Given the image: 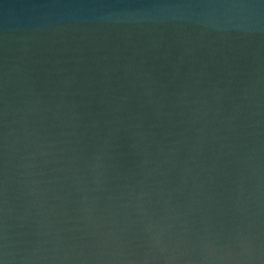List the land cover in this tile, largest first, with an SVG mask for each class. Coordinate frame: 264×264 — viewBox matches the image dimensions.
<instances>
[{"label": "water", "instance_id": "1", "mask_svg": "<svg viewBox=\"0 0 264 264\" xmlns=\"http://www.w3.org/2000/svg\"><path fill=\"white\" fill-rule=\"evenodd\" d=\"M0 264H264V0H0Z\"/></svg>", "mask_w": 264, "mask_h": 264}]
</instances>
